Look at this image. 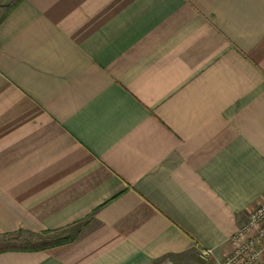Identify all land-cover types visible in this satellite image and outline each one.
Segmentation results:
<instances>
[{
    "label": "crops",
    "instance_id": "crops-1",
    "mask_svg": "<svg viewBox=\"0 0 264 264\" xmlns=\"http://www.w3.org/2000/svg\"><path fill=\"white\" fill-rule=\"evenodd\" d=\"M8 7L0 241L69 240L0 264H221L264 202V0Z\"/></svg>",
    "mask_w": 264,
    "mask_h": 264
},
{
    "label": "built area",
    "instance_id": "built-area-1",
    "mask_svg": "<svg viewBox=\"0 0 264 264\" xmlns=\"http://www.w3.org/2000/svg\"><path fill=\"white\" fill-rule=\"evenodd\" d=\"M232 241L235 246L221 264H264V202L252 210ZM199 255L206 259L211 251L201 249ZM160 264L172 263L166 260Z\"/></svg>",
    "mask_w": 264,
    "mask_h": 264
},
{
    "label": "trees",
    "instance_id": "trees-1",
    "mask_svg": "<svg viewBox=\"0 0 264 264\" xmlns=\"http://www.w3.org/2000/svg\"><path fill=\"white\" fill-rule=\"evenodd\" d=\"M16 3L12 5L10 8H14ZM9 8V9H10ZM3 17H0V22L3 20ZM55 234V232H45L40 235L31 236L32 239H25L22 238V233H18L15 236L7 237L6 239L2 240L3 245L0 247V253L5 252L12 249H19V250H46L53 246H57L59 244L64 243L66 240L69 239H62L60 237L51 236Z\"/></svg>",
    "mask_w": 264,
    "mask_h": 264
},
{
    "label": "rangeland",
    "instance_id": "rangeland-1",
    "mask_svg": "<svg viewBox=\"0 0 264 264\" xmlns=\"http://www.w3.org/2000/svg\"><path fill=\"white\" fill-rule=\"evenodd\" d=\"M16 0H0V17L3 15V13L5 12V9L13 4ZM9 8V7H8ZM68 235L69 234V231H59L55 234H52L51 236H54V237H64L65 235ZM22 238H27V239H32V237H29L27 235H22ZM3 241H0V247H2Z\"/></svg>",
    "mask_w": 264,
    "mask_h": 264
}]
</instances>
